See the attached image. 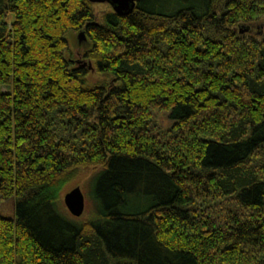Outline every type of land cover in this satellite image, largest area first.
<instances>
[{
	"label": "trees",
	"instance_id": "obj_1",
	"mask_svg": "<svg viewBox=\"0 0 264 264\" xmlns=\"http://www.w3.org/2000/svg\"><path fill=\"white\" fill-rule=\"evenodd\" d=\"M95 4L0 0V264H264V0Z\"/></svg>",
	"mask_w": 264,
	"mask_h": 264
},
{
	"label": "rangeland",
	"instance_id": "obj_2",
	"mask_svg": "<svg viewBox=\"0 0 264 264\" xmlns=\"http://www.w3.org/2000/svg\"><path fill=\"white\" fill-rule=\"evenodd\" d=\"M94 9L96 12L100 13V12H103L105 10H108V5L106 2L96 3L94 6ZM11 18H12V16H11ZM263 31H264V21L259 19L251 25V28L247 33L252 35V36H255V37H264ZM77 34H78V32H75V33L73 32L69 36V49H70V51H72L73 54H75L77 51H79V49H81V48H79L80 44H82V46H84V43H85V40H84L78 45V41H77L78 35ZM97 76L98 75H97V72H95V70H90L89 78L91 80H94L95 78H97ZM156 120H157L159 125H161L163 127L167 126L169 123V119L167 117V112H163V111L157 112L156 113ZM93 174H94V170H89V169L84 170L83 169L78 173V175L74 179H72L67 184H65L64 187L61 189V191L59 193V199L57 202H59L61 212L67 218L72 219V220L83 221V220L91 217V215L94 211V203L89 196V191H90L91 184H92ZM75 187L80 188V190L83 194V198H84V210H83V213L78 217L73 216L67 210V208L63 202L64 195ZM0 215L5 216V217H12V215H13V199L12 198L6 199L0 203Z\"/></svg>",
	"mask_w": 264,
	"mask_h": 264
},
{
	"label": "water",
	"instance_id": "obj_3",
	"mask_svg": "<svg viewBox=\"0 0 264 264\" xmlns=\"http://www.w3.org/2000/svg\"><path fill=\"white\" fill-rule=\"evenodd\" d=\"M92 3H103L106 2L110 5L113 12L122 14L130 12L135 5L136 0H89ZM248 26L241 25L238 27L239 32L247 31ZM77 41L80 43L84 41V33L79 31L77 34ZM90 67V64H89ZM63 202L67 210L75 217L80 216L84 210V198L79 187H75L67 192L63 197Z\"/></svg>",
	"mask_w": 264,
	"mask_h": 264
},
{
	"label": "flooded vegetation",
	"instance_id": "obj_4",
	"mask_svg": "<svg viewBox=\"0 0 264 264\" xmlns=\"http://www.w3.org/2000/svg\"><path fill=\"white\" fill-rule=\"evenodd\" d=\"M77 54H78V52H77Z\"/></svg>",
	"mask_w": 264,
	"mask_h": 264
}]
</instances>
